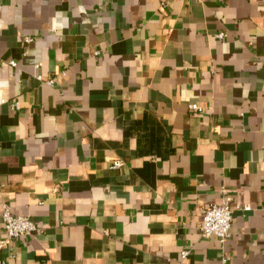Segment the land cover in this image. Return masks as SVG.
Instances as JSON below:
<instances>
[{
  "label": "crops",
  "instance_id": "crops-1",
  "mask_svg": "<svg viewBox=\"0 0 264 264\" xmlns=\"http://www.w3.org/2000/svg\"><path fill=\"white\" fill-rule=\"evenodd\" d=\"M2 203L4 264H264V0H0Z\"/></svg>",
  "mask_w": 264,
  "mask_h": 264
},
{
  "label": "built area",
  "instance_id": "built-area-1",
  "mask_svg": "<svg viewBox=\"0 0 264 264\" xmlns=\"http://www.w3.org/2000/svg\"><path fill=\"white\" fill-rule=\"evenodd\" d=\"M182 1H204V0H182ZM219 38L223 35L219 34ZM30 41V40H28ZM11 66H15L14 62H10ZM60 76H64L60 74ZM37 80L44 81L45 84L49 86L54 85V78H48L43 80L42 76H37ZM14 107L17 108L18 104L15 103ZM188 110L191 112L192 116L198 115L202 108L198 104H188ZM122 165L120 160H115L111 164V168L116 169ZM0 216L2 219L3 230L5 238L0 240V250L3 248H9V242L20 237H29L40 230L37 229L34 222L28 217L23 215L14 214L10 206L6 203L1 204ZM242 211H249V206H242L239 208ZM233 209L231 208L228 200L224 198L219 204H212L201 209L202 219L199 225V232L202 237L205 238H216L220 243L225 242L231 235V221L233 216ZM188 251H182L180 257L182 259L186 258ZM12 258V255H10ZM0 264H4V260L0 259Z\"/></svg>",
  "mask_w": 264,
  "mask_h": 264
}]
</instances>
